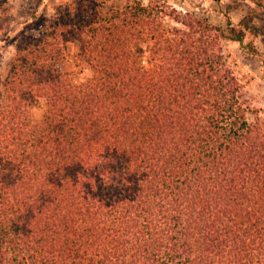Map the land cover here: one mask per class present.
I'll list each match as a JSON object with an SVG mask.
<instances>
[{
  "label": "trees",
  "instance_id": "trees-1",
  "mask_svg": "<svg viewBox=\"0 0 264 264\" xmlns=\"http://www.w3.org/2000/svg\"><path fill=\"white\" fill-rule=\"evenodd\" d=\"M34 17L0 82V264H264V119L221 47L243 25L162 0ZM69 42L92 70L79 85Z\"/></svg>",
  "mask_w": 264,
  "mask_h": 264
},
{
  "label": "rangeland",
  "instance_id": "rangeland-1",
  "mask_svg": "<svg viewBox=\"0 0 264 264\" xmlns=\"http://www.w3.org/2000/svg\"><path fill=\"white\" fill-rule=\"evenodd\" d=\"M105 10H119L132 2L144 6L158 0H98ZM167 6L181 13H189L198 18H206L212 25L225 29L243 25L245 29L242 42L223 40L221 47L227 65L241 85L242 101L253 113L264 119V0H162ZM70 0H0V82H3L15 55L13 40L22 31H29L36 21L43 20L49 25L58 15V10ZM40 23L36 24L39 27ZM175 24L166 20L165 27ZM42 26V24H41ZM253 48V49H252ZM148 44L141 43L134 47L133 57L137 62L148 60ZM80 48L77 42L64 45L61 56L63 71L71 76L72 83L79 85L92 76L90 67L77 59ZM2 88L0 85V94ZM47 105L41 99L31 111L32 120L40 122ZM256 111V112H255ZM249 122L254 120L248 114Z\"/></svg>",
  "mask_w": 264,
  "mask_h": 264
},
{
  "label": "crops",
  "instance_id": "crops-1",
  "mask_svg": "<svg viewBox=\"0 0 264 264\" xmlns=\"http://www.w3.org/2000/svg\"><path fill=\"white\" fill-rule=\"evenodd\" d=\"M7 75V74H6ZM6 77V76H5Z\"/></svg>",
  "mask_w": 264,
  "mask_h": 264
}]
</instances>
